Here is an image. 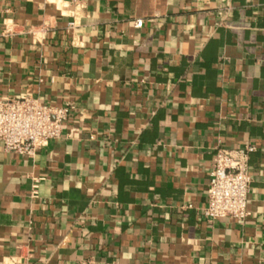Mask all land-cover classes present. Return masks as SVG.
Wrapping results in <instances>:
<instances>
[{
	"label": "crops",
	"instance_id": "crops-1",
	"mask_svg": "<svg viewBox=\"0 0 264 264\" xmlns=\"http://www.w3.org/2000/svg\"><path fill=\"white\" fill-rule=\"evenodd\" d=\"M23 94L70 112L33 155L0 140V264H264V0H0ZM248 142V214L208 218Z\"/></svg>",
	"mask_w": 264,
	"mask_h": 264
},
{
	"label": "built area",
	"instance_id": "built-area-1",
	"mask_svg": "<svg viewBox=\"0 0 264 264\" xmlns=\"http://www.w3.org/2000/svg\"><path fill=\"white\" fill-rule=\"evenodd\" d=\"M142 22L139 18L135 23L140 26ZM69 112L70 106L50 104L33 94L1 97L0 140L9 150L33 155L51 139L61 136ZM256 148L253 142L216 148L208 200L203 208L205 216L244 218L248 214L247 194L252 180L249 157Z\"/></svg>",
	"mask_w": 264,
	"mask_h": 264
}]
</instances>
